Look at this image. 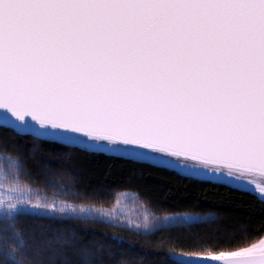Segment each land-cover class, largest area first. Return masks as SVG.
<instances>
[{
    "label": "snow or ice",
    "instance_id": "snow-or-ice-1",
    "mask_svg": "<svg viewBox=\"0 0 264 264\" xmlns=\"http://www.w3.org/2000/svg\"><path fill=\"white\" fill-rule=\"evenodd\" d=\"M0 110L19 135L247 183L264 173V0H0ZM22 188L18 199H32ZM41 199L0 209L7 264H44L24 251L21 209L115 219ZM197 255L187 260L264 264V237Z\"/></svg>",
    "mask_w": 264,
    "mask_h": 264
},
{
    "label": "trees",
    "instance_id": "trees-1",
    "mask_svg": "<svg viewBox=\"0 0 264 264\" xmlns=\"http://www.w3.org/2000/svg\"><path fill=\"white\" fill-rule=\"evenodd\" d=\"M0 167L9 181L73 206L110 208L128 191L154 216L179 212L204 216L140 230L101 218L53 219L48 213L21 209L15 227L26 240L24 251L33 260L39 253L44 264H51L50 258L54 264H84L86 254L95 258L94 264H191L174 255L199 258L202 244H247L264 237V199L251 190L121 154L84 151L47 137L19 135L5 123H0ZM4 227L0 224V229ZM60 237L70 242L57 243ZM16 243L4 241L5 251L10 253ZM0 264L7 261L0 259Z\"/></svg>",
    "mask_w": 264,
    "mask_h": 264
},
{
    "label": "rangeland",
    "instance_id": "rangeland-1",
    "mask_svg": "<svg viewBox=\"0 0 264 264\" xmlns=\"http://www.w3.org/2000/svg\"><path fill=\"white\" fill-rule=\"evenodd\" d=\"M0 115L3 116V114L1 113ZM109 153H116V152H109ZM116 154H120V153H116ZM175 169L185 174H188L180 168H175ZM233 174L234 173H229V175H233ZM201 178L216 180L214 178H209L207 176H201ZM241 179L247 181V183L242 184L235 181H229L227 180V178H225L222 182H226L240 188L251 190L264 199V191H261L262 189H264V173L244 174L241 177ZM30 188L32 189L30 193V195L33 197L32 199L28 201H23L18 199V197H20L23 192L22 185H20L17 181H13V182L9 181L4 174L3 168L0 167V209L4 207H15L20 203H24V202L29 203L33 206L43 207L44 204L41 199L43 196L39 194L37 191H35L32 187ZM68 205H72V204L65 203L64 205H57V207H63L67 209ZM48 206L50 208L53 207L51 204H49ZM85 206H89V205H85ZM25 209L35 211L34 207L25 208ZM101 209L104 212V217L107 216L115 217V219L110 221L119 224H124L140 230H150L154 227L172 224L177 221H194L204 217L202 214L188 213V212L171 213L164 216H154L150 211H148L140 204V202L138 201V199L134 194L128 191L120 194L119 199L117 200L116 204L113 207L101 208ZM5 214L6 213H0V216ZM93 217L106 219V218H102L98 214L94 215ZM174 257L175 259L186 263H191V264L197 263V260H187L189 257L187 255L175 254ZM196 259H198V257H196Z\"/></svg>",
    "mask_w": 264,
    "mask_h": 264
},
{
    "label": "bare ground",
    "instance_id": "bare-ground-1",
    "mask_svg": "<svg viewBox=\"0 0 264 264\" xmlns=\"http://www.w3.org/2000/svg\"><path fill=\"white\" fill-rule=\"evenodd\" d=\"M0 123H5L6 124L4 116H2V115H0Z\"/></svg>",
    "mask_w": 264,
    "mask_h": 264
},
{
    "label": "water",
    "instance_id": "water-1",
    "mask_svg": "<svg viewBox=\"0 0 264 264\" xmlns=\"http://www.w3.org/2000/svg\"><path fill=\"white\" fill-rule=\"evenodd\" d=\"M3 112H4V110H0L1 114H3ZM198 259H200V257ZM197 264H202V262L197 260Z\"/></svg>",
    "mask_w": 264,
    "mask_h": 264
}]
</instances>
